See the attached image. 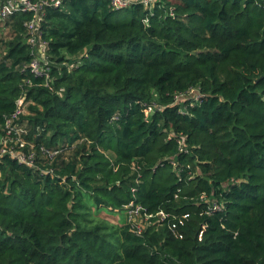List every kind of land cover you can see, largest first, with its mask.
Listing matches in <instances>:
<instances>
[{
  "label": "trees",
  "instance_id": "1",
  "mask_svg": "<svg viewBox=\"0 0 264 264\" xmlns=\"http://www.w3.org/2000/svg\"><path fill=\"white\" fill-rule=\"evenodd\" d=\"M30 19H0V142L24 92L25 139L73 148L37 156L53 176L0 155V264H264V0H65L42 25L49 88L25 70ZM133 187L169 215L140 236L97 218Z\"/></svg>",
  "mask_w": 264,
  "mask_h": 264
},
{
  "label": "built area",
  "instance_id": "2",
  "mask_svg": "<svg viewBox=\"0 0 264 264\" xmlns=\"http://www.w3.org/2000/svg\"><path fill=\"white\" fill-rule=\"evenodd\" d=\"M64 1L65 0H0L1 20H7L17 14L31 13V19L25 23V30L31 56V59L25 70H27L34 79L42 80V83L38 84V86L44 85V87L49 88V84L51 82L50 64L46 50V42L43 41L42 27L46 9H59L63 6ZM108 1L113 9L123 10L133 4L149 6L154 0ZM170 15L173 16V9L170 10ZM33 86H35V84H32L30 78H25L22 83V90L26 91L28 88ZM202 99L203 95L199 93V91L195 90L181 93L178 97H176L178 102H185L182 103L183 108H187V106L193 107L201 103ZM24 101L25 93L23 92L21 97L16 100V110L11 115V118L7 117L5 119V135L2 137L0 142V155H9L18 160L19 163L25 164L36 172L39 171V174H42L43 176H53V173L55 172H53L52 169L41 170L39 167H37V156L41 155L46 159L52 160L54 157L67 152L69 149L73 148V146L65 145L61 148H48L41 145L36 147L34 143L27 141L25 139V136L27 135L25 128L19 126L18 124H14V119H17L18 115L23 112ZM144 109L147 115L154 113L153 106L144 105ZM111 120L116 121L117 116L114 115ZM177 142L181 153H187L188 150L186 146V137H181ZM24 148L27 149V152H24ZM170 164H172L174 169H176L178 166V164L173 159H170ZM139 177L140 175H138L137 179H139ZM131 190L133 199H131L129 203L124 206V214L127 224L130 225L136 235L140 236L145 231L146 225L150 218L156 216L163 220L169 215L163 211H159L155 215H152L149 213L147 208L139 203L137 198H135L134 193L137 192V188L133 187ZM200 198L203 199L204 195H201ZM220 208V204L213 202L207 207L206 211L207 213H213L220 210Z\"/></svg>",
  "mask_w": 264,
  "mask_h": 264
},
{
  "label": "rangeland",
  "instance_id": "3",
  "mask_svg": "<svg viewBox=\"0 0 264 264\" xmlns=\"http://www.w3.org/2000/svg\"><path fill=\"white\" fill-rule=\"evenodd\" d=\"M124 18H125V15H124V13H121L120 15H118L117 16V18L116 19H114V21H116V20H120V21H122V20H124ZM108 215H111V214H109L106 210H103L102 212H98L97 213V218L98 219H103V220H105V221H107L108 223H110V224H121L122 225V220H120V219H118L117 217H114V218H112V217H110V216H108ZM113 216H115L114 214H112ZM119 218H124L125 219V214H124V211H123V214H120V215H117Z\"/></svg>",
  "mask_w": 264,
  "mask_h": 264
},
{
  "label": "crops",
  "instance_id": "4",
  "mask_svg": "<svg viewBox=\"0 0 264 264\" xmlns=\"http://www.w3.org/2000/svg\"><path fill=\"white\" fill-rule=\"evenodd\" d=\"M102 211H103V210H102ZM102 211H100V212H102ZM108 216H110V217H112V218L117 217L116 215H115V216H113V215H108ZM117 218L120 219V220H122V219L124 220V218H122V219L119 218V217H117ZM113 225H121V224L118 223V224H113Z\"/></svg>",
  "mask_w": 264,
  "mask_h": 264
}]
</instances>
